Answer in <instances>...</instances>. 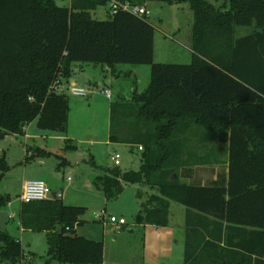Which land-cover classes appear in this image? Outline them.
<instances>
[{"label":"trees","instance_id":"trees-1","mask_svg":"<svg viewBox=\"0 0 264 264\" xmlns=\"http://www.w3.org/2000/svg\"><path fill=\"white\" fill-rule=\"evenodd\" d=\"M165 1L188 4L192 12L188 64L155 62L149 16L119 9L107 20L94 19L92 12L110 0H72L70 7L55 0H0V142L23 135L33 121L43 131H67L70 101L52 86L67 82L75 64L113 71L120 63L150 65L148 88L135 92L124 113L135 111L134 121L125 118L118 133L110 132L113 143L131 151L142 147L141 166L106 168L99 184L107 200L126 185L154 190L144 200L137 194L135 223L141 226H167L170 204L186 207L185 264H264V0ZM223 131L231 133L229 178L223 169L207 184L183 181L179 167L206 157L177 154L186 142L177 137ZM9 171L0 151V183ZM11 200L0 193V211ZM85 210L57 198L22 203L20 225L47 232L50 261L102 264L104 243L75 232ZM28 255L0 228V264H33Z\"/></svg>","mask_w":264,"mask_h":264},{"label":"rangeland","instance_id":"rangeland-1","mask_svg":"<svg viewBox=\"0 0 264 264\" xmlns=\"http://www.w3.org/2000/svg\"><path fill=\"white\" fill-rule=\"evenodd\" d=\"M208 1L215 5H222L225 2L224 0ZM59 2L61 5L63 4L61 2L69 5L68 0ZM146 5L149 9L148 19L155 28V62L190 63L193 16L188 8L189 5L168 3L165 0H147ZM108 13L109 5H102L92 12V17L107 20ZM116 67L122 72L120 76L109 74L107 78L103 77L112 89V99L105 94L102 96L100 92L101 98L99 97L96 102L92 100L93 95L73 96L67 90L69 84L63 82L70 101L67 131L55 132L49 136L45 135L44 138L38 137L32 140L22 136L7 135L0 142V151L5 153L10 165V171L0 183L1 189L6 187L12 199L7 208L10 214L7 231L21 241L26 253L33 254V264H57V262L50 261L47 255V232L22 230L20 225L22 200L15 192L23 177L25 179L45 177L48 182L58 187L57 189L64 196L61 199L65 204L84 207L86 210L82 217L83 222L76 226L75 232L80 236L102 241L107 258L112 256L118 260L130 255V242L142 245L140 235L136 234V239L130 236L139 185H126L118 198L107 200L99 180L105 175L106 168L118 167L124 172L138 170L141 166L142 150L140 151L138 146L131 151L129 145L111 144L108 140L110 132L118 133L121 128L120 123L125 118L127 123L134 121L135 111L126 117L124 113L132 102L135 92L142 93L148 88L151 81V66L120 63ZM33 126L36 129L37 122ZM37 130L41 133L39 127ZM94 142H96L95 146H93ZM68 144L76 146L68 148ZM28 145L29 153L26 151ZM37 146H42L50 152L42 154L35 148ZM115 153L121 155L119 166L115 165ZM91 159L98 167H93ZM25 170L26 174H24ZM103 209L110 214L125 216L128 224L119 230L110 224L105 226L96 216ZM161 233L162 231L154 227L145 228V240L143 239L145 259L150 264H158L161 256L159 251L165 248L169 250L175 245L173 242L177 237L174 238L171 234L161 236ZM174 252L178 253V249ZM28 257L31 260V256Z\"/></svg>","mask_w":264,"mask_h":264},{"label":"crops","instance_id":"crops-1","mask_svg":"<svg viewBox=\"0 0 264 264\" xmlns=\"http://www.w3.org/2000/svg\"><path fill=\"white\" fill-rule=\"evenodd\" d=\"M56 3L60 6H67L65 2L62 5L59 4L60 0H55ZM227 1V0H224ZM68 7L71 6L72 0H68ZM108 15H110L108 13ZM247 32V30H242V34ZM192 61V60H191ZM99 73V75H97ZM109 74H112L114 76H120L122 72H119L117 70V67H115V70L113 71L110 67L101 65V64H80L77 63L73 66V72L70 79L67 81L68 84H77L82 87L88 88L91 93L90 95H93V102H96L100 96V93L103 96L102 89H110L112 92V89L108 84H106V79ZM105 77V78H103ZM105 79V80H104ZM99 87L101 89H99ZM100 92V93H99ZM74 96V95H73ZM89 96V95H88ZM78 97V96H76ZM113 97V95H112ZM111 97V99H112ZM110 99V98H109ZM37 121L31 122L29 125H27L24 128V134L23 135H14V136H22L25 139H37L44 138L45 135H51L55 132H49V131H40L37 130V128H34V124ZM38 126V125H37ZM184 139L186 142L184 144L183 150L178 152L177 154H182L185 157L188 155L190 156H196V157H206L205 161L196 165H182L177 170L179 173V177L190 184H207L213 181H216L219 178V174L221 170H225L227 179L229 178V154H230V139H231V133L230 132H187L182 134L181 136H178L176 140L178 139ZM109 143L113 144L110 140L109 136ZM117 144V143H115ZM96 145V142H94L93 146ZM127 145V144H126ZM29 146V145H28ZM141 146L138 147L140 149ZM36 149H42L46 152V149L42 148V146L35 147ZM34 148V149H35ZM30 149V146H29ZM27 153H29V150L26 149ZM143 151V150H142ZM52 152V151H51ZM4 153V152H2ZM5 154V153H4ZM6 156V155H5ZM7 159V157H6ZM44 163V162H42ZM121 164V163H120ZM26 169V168H25ZM27 170V169H26ZM26 170L25 173L26 174ZM6 178V177H5ZM37 179L44 180L49 187L52 189V193L55 195L56 193H61L59 189H57V186L52 185V183L48 182L45 177H39ZM5 180V179H4ZM32 180L25 179L24 177L21 178L18 189L15 192V194L19 195L21 197L23 186L25 181ZM3 182V181H2ZM2 187V186H1ZM0 187V193L4 194H10L8 192V189L5 187V189H1ZM56 187V188H55ZM138 189V192L141 191L143 194V200L154 190L151 188L145 186ZM137 192V194H138ZM11 195V194H10ZM64 198V196L62 197ZM62 200V199H61ZM11 203V202H10ZM9 203V205H10ZM8 205V206H9ZM7 206V208H8ZM136 212L134 214V217L137 215L139 209H140V199H138V196L136 195ZM8 211V209H6ZM9 213V211H8ZM123 216V215H120ZM125 217V216H124ZM126 218V217H125ZM10 219V214L8 217V220ZM8 220L6 223V229L8 225ZM128 224V222H127ZM126 224V225H127ZM111 225V224H110ZM113 227V225H111ZM125 226V225H124ZM123 226V227H124ZM186 226H187V209L181 204L172 202L170 204L169 208V223L167 226L164 227H157L153 225H145L141 226L134 222L130 225V236L134 237L133 239H136V234L141 236L142 239V245H137V243L133 244L130 242V255L127 257L124 256L122 259H115L112 256H109V258L106 257L105 249H104V261L102 264H150L145 259V228L148 227H154L160 231H162L161 236L166 234H171L175 239L174 246H171L169 250L165 248V250L159 251L160 253V259L158 264H185V245H186ZM115 227V226H114ZM23 231H25L22 228ZM144 231V234H143ZM178 235V236H177ZM85 237V236H84ZM88 238V237H86ZM172 238V237H171ZM17 239V238H16ZM91 239V238H89ZM144 239V240H143ZM94 240V239H92ZM132 240V239H131ZM98 241V240H97ZM21 242V241H20ZM144 242V243H143ZM115 243V242H114ZM178 249V253L174 252V250ZM184 249V252H183ZM31 256L32 262L34 261L33 254L31 252L28 253ZM130 260V261H129Z\"/></svg>","mask_w":264,"mask_h":264},{"label":"built area","instance_id":"built-area-1","mask_svg":"<svg viewBox=\"0 0 264 264\" xmlns=\"http://www.w3.org/2000/svg\"><path fill=\"white\" fill-rule=\"evenodd\" d=\"M122 9L127 12H131L138 16H149V9L146 3L143 4H133L129 1L121 2L117 0H110L109 3V14L113 15L117 10ZM63 81L56 80L53 83L52 89L56 92L63 93L65 89L63 87ZM67 90L74 96L83 97L90 95L91 91L86 88L79 86L77 84H69ZM102 92L111 99L112 92L110 89H102ZM142 149V147H140ZM115 165L119 166L121 163V155L115 153L114 155ZM63 197L62 193H52V189L49 185L41 179H32L27 180L24 183L23 191L21 194L22 203H30L34 201H44L51 199H61ZM98 220H100L105 226L111 224L115 226L116 229H121L124 225L127 224V219L124 216L110 214L106 209H103L97 215Z\"/></svg>","mask_w":264,"mask_h":264},{"label":"water","instance_id":"water-1","mask_svg":"<svg viewBox=\"0 0 264 264\" xmlns=\"http://www.w3.org/2000/svg\"><path fill=\"white\" fill-rule=\"evenodd\" d=\"M9 217V213L6 210L0 211V228L6 230V223Z\"/></svg>","mask_w":264,"mask_h":264}]
</instances>
